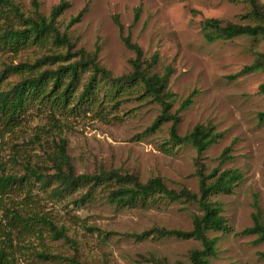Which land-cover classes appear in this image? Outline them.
Segmentation results:
<instances>
[{"label":"rangeland","instance_id":"obj_1","mask_svg":"<svg viewBox=\"0 0 264 264\" xmlns=\"http://www.w3.org/2000/svg\"><path fill=\"white\" fill-rule=\"evenodd\" d=\"M69 6L56 19L61 33L74 45L72 51L97 52L100 64L114 76L129 73L136 57L128 48L114 16L144 51L145 59L158 52L156 71L172 66L169 88L176 97L172 112L179 115L177 131L185 135L197 124L208 122L223 132V137L199 153L191 144L170 139L172 121H165L155 131L148 127L158 117L161 106L145 96L139 86L112 89L110 82L99 83L89 101L80 96L92 73L87 66L75 84L71 103L56 108L52 103L34 100L27 106L17 125L6 126L0 119V164L6 174H25L26 164L49 166L48 152L53 142L67 139L68 152L77 173H99L112 169L136 173L142 181L161 176L170 188L187 187L199 192V165L205 173L215 168L239 169L242 178L229 193H216L212 200L223 204V216L229 229L209 231L217 236V253L209 264H264V241L257 234L244 233L253 225L256 203L264 220V70L237 74L245 65L264 52V37L248 35L209 42L203 31L206 18H220L240 24L254 21L246 13L247 0H67ZM25 16L36 11L49 17L60 0H14ZM264 5V0H258ZM140 6L138 19L136 8ZM80 15V16H79ZM76 19V17H78ZM16 29L26 24L12 13L0 22ZM68 46L53 41L44 46H23L18 50L0 44V77L6 66L34 63L44 55L66 54ZM59 62L44 64L41 70L56 69L80 59L72 54ZM24 77L4 72L0 90H8ZM68 78H66V81ZM194 92L192 102L184 100ZM231 146L232 159L221 162L219 156ZM51 168L49 173H53ZM0 197V221L9 225L11 210L23 216L47 217L65 232L57 238L44 224L13 230L14 264H65L75 256L85 264H180L190 262V251L201 249L194 237L159 236L153 232L144 238L138 234L154 227L193 228V215L200 213L196 204L153 198L144 206L119 207L107 197L108 190L98 187L92 196L88 187L59 195L55 186H44L37 180L18 184ZM60 256L42 260L38 253Z\"/></svg>","mask_w":264,"mask_h":264},{"label":"trees","instance_id":"obj_2","mask_svg":"<svg viewBox=\"0 0 264 264\" xmlns=\"http://www.w3.org/2000/svg\"><path fill=\"white\" fill-rule=\"evenodd\" d=\"M250 9L246 16H250L254 21L251 24H240L225 21L220 18H206L203 21L204 36L209 42L219 39H232L237 36L248 35L254 39L264 37V5L258 0H247ZM38 8V0H33ZM69 6V1L60 0L59 4L53 7L51 15L46 17L36 11V16H25L20 11L14 0H0V22L7 18L9 13L23 21L26 26L16 29L14 26H7L0 23V44L9 46L11 49L18 50L23 46L36 44L44 46L49 41L68 46L66 54L52 53L44 55L34 63H19L6 66L4 72L13 71L23 74L24 77L8 90H0V119L4 120L6 126L17 125L21 122L27 106L34 100L52 103L56 108H67L71 103L76 82L80 78L81 71L87 66L91 68L90 78L80 96V101H89L100 82L106 80L111 83L112 89L121 91L125 86L141 87L143 93L141 97L148 96L158 102L161 112L153 123L148 127L149 131H155L161 127L163 122L172 121L170 127V139L175 143H186L194 146L199 153L207 150L211 145L217 143L222 137L223 132L216 130V125L211 122L197 124L192 131L185 135H180L177 131L179 115L172 112V104L176 94L169 88L170 76L173 68L165 66L164 72L155 70L160 61L158 52L154 53L149 60L145 59L142 47L132 40L131 34L124 35V26L120 22L118 15L114 16L115 23L119 26L122 39L125 45L134 50L136 57L131 60L132 70L129 73L114 76L105 66L99 63L97 52L87 53L84 49L72 51L71 43L66 33H61L56 26L57 17ZM140 12V6L136 8V17ZM80 16V15H79ZM76 17L77 18H79ZM79 55L80 59L65 65H59L56 69L41 70L44 64H51L66 60L64 58ZM257 70H264V52H259L257 58L249 65H245L237 74L250 73ZM3 74H1L0 79ZM66 78L68 80L66 81ZM260 91L264 93V82L260 85ZM194 92L191 93L183 102V106L189 105L193 100ZM261 117L264 116L262 112ZM231 146L225 148L219 156L221 162L232 159L230 153ZM50 165L26 164V172L21 176L6 174L0 164V197L11 190L17 188L18 184H30L33 180L39 181L44 186H52L53 191L59 195L73 191L80 187H88L86 195L80 197L84 200L92 196L98 187L108 190L109 201L119 207H130L145 205L153 198H164L170 201H183L185 203L196 204L200 213L193 215V228L185 231L182 229H169L165 227H154L138 234L139 238H144L150 233H157L159 236H176L182 238L194 237L201 242L202 248L190 251V262L187 264H209L210 259L217 253V236H210L209 231H226L229 226L222 214L223 204L220 201L212 200L216 193H229L233 190L236 183L242 178L239 169L215 168L209 173H205V165H199L197 171L199 177V192H193L187 187L180 189L170 188L161 176H154L147 181H142L136 173H123L112 169L99 173H77L68 152V142L65 138H60L53 142V147L48 152ZM53 173H49L50 169ZM8 228L0 221V264H14L13 259V230L23 225L29 228L39 222L46 224L57 238H65V232L59 229L47 217L36 215L23 216L18 210H11ZM253 225L244 229V233L257 234V242L264 241V220L261 208L256 203V210L252 214ZM42 260L60 258L48 252L37 254ZM264 256V251L262 252ZM65 264H85L75 256L66 257ZM158 264L161 261L156 260ZM185 264V263H180Z\"/></svg>","mask_w":264,"mask_h":264}]
</instances>
